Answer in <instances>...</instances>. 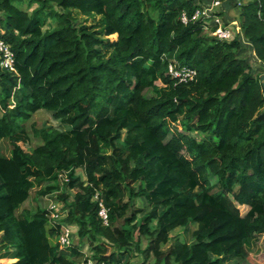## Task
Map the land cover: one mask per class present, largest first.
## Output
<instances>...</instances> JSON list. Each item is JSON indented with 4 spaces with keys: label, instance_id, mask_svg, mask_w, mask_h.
Here are the masks:
<instances>
[{
    "label": "trees",
    "instance_id": "obj_1",
    "mask_svg": "<svg viewBox=\"0 0 264 264\" xmlns=\"http://www.w3.org/2000/svg\"><path fill=\"white\" fill-rule=\"evenodd\" d=\"M241 1L247 45L184 23L195 0H0V39L15 55L14 71L0 65V142L11 147L0 149V264H131L133 249L155 264L248 262L264 233V87L243 53L264 67V0ZM74 11L100 23L76 24ZM174 58L197 79L176 84ZM41 110L60 126L33 123L29 149L19 141ZM35 187L63 201L60 223L22 209ZM62 223L92 254L73 235L60 245ZM179 228L188 236L164 250Z\"/></svg>",
    "mask_w": 264,
    "mask_h": 264
},
{
    "label": "rangeland",
    "instance_id": "obj_2",
    "mask_svg": "<svg viewBox=\"0 0 264 264\" xmlns=\"http://www.w3.org/2000/svg\"><path fill=\"white\" fill-rule=\"evenodd\" d=\"M210 1V0H209ZM208 1V2H209ZM195 2L197 4H199L200 6L204 5V4H208L207 1L206 3H204L202 0H195ZM236 2L237 0H233L232 3V8L235 11V13H238L237 17H238V23L240 24V18H239V10L238 7L236 6ZM17 4L19 6L22 7L21 3L17 2ZM36 5H34L35 7ZM26 8V6H24ZM220 11H223V9L221 8ZM2 13L0 12V15ZM74 16L76 18V24H86V25H98L100 23V16H85L82 15L79 12L74 11ZM226 20H230L231 18L229 17L228 14L223 16ZM233 20V19H231ZM208 34V33H206ZM107 38V37H104ZM109 38L114 39L116 38V36H110ZM243 57L247 58L252 66V70L254 72V74L256 75H264V67L261 66V64L259 63V61L257 60V58L255 57L252 48L248 47L247 50L243 53ZM159 85H162L161 82H159ZM34 123V125L36 127H41V126H55L58 127L59 122L57 120H54L53 117L46 112L45 110H41L38 113H36L33 118L27 123V127L29 129V134H30V141L28 143H24L23 140L19 141L20 143H22L25 147H28L29 149H32L33 147H35L40 141L39 138H37L34 134H33V129H32V124ZM64 128H68L67 125H65ZM197 138H202L203 134L197 133L196 134ZM0 149L3 153L5 154H10V144L9 141L7 140H3L0 142ZM77 173L80 175V177L85 180L86 176L85 173L82 169H78ZM63 190L66 191V185L63 184L62 185ZM39 188L35 187L32 191H31V197L29 198V200L22 206L23 208H28L30 210H36L38 207H42V208H48L50 207V205L54 204L56 205V208L59 209V211H61L62 213H65V209H64V203L63 201H59L57 199V193H54L52 195H46V196H42L38 193ZM75 190H72L71 193H74ZM240 211L242 212L243 215H245L248 210H249V206L247 205H238ZM134 209H138V208H144L146 211L149 209V205L146 202V200L144 198H137L135 200ZM133 209L131 208L125 217H129V215H131ZM143 214H139V216H141ZM123 222V218L119 219L117 221V225H120ZM68 226L71 227V229L73 230V241L75 244H79L81 248H83V251L87 254L90 255L92 254V247L89 245V243L87 241H85L84 243L80 242L79 236L77 235V229L78 227L76 225L73 224H67ZM192 226L196 227V224L191 223ZM193 228V227H192ZM190 231V230H189ZM188 232L186 230H184L183 228H179L176 229L172 232V238L169 244H167L166 246L163 247L164 250H166L170 245L173 244V242L175 241V239L177 237H181V238H186L188 235ZM192 238V236H191ZM148 243V240L145 237L141 238V248L144 249L146 248V245ZM250 251L252 252V257L247 261H244L243 264H264V233L262 234H258L256 236V238L252 241V243L250 244L249 247ZM2 262H10L9 259H4L1 260ZM12 261V260H11ZM125 261H130L131 264H155V258L153 256H151L149 258V260L144 261V254L140 251L137 250H131V252H128L125 255ZM232 263V260L230 262H228V264Z\"/></svg>",
    "mask_w": 264,
    "mask_h": 264
},
{
    "label": "built area",
    "instance_id": "obj_3",
    "mask_svg": "<svg viewBox=\"0 0 264 264\" xmlns=\"http://www.w3.org/2000/svg\"><path fill=\"white\" fill-rule=\"evenodd\" d=\"M237 4L241 5L242 1L237 0ZM221 0H211L210 3L204 4L197 8L192 16H189L187 12L181 14V19L184 23L189 21H200L203 29L208 35L215 37L221 41H233L235 38H240L241 42L248 44L243 36L241 24L236 19L226 20L223 16L224 11H220L222 8ZM10 46L2 39H0V65L2 68L8 71L15 70V57ZM167 73L171 78L175 80L176 84L189 83L195 81L198 76V72L195 68H191L185 65H181L177 59H170L167 65ZM66 181V176L64 177ZM98 198V195L95 196ZM102 205V204H101ZM50 218L56 222H61V211L56 208V205L52 204L50 207ZM100 215L103 217L106 224H108L107 209L102 205ZM72 229L66 223H62V232L59 237V243L62 247H68L72 241ZM87 264H107L106 262H99L92 258H89Z\"/></svg>",
    "mask_w": 264,
    "mask_h": 264
},
{
    "label": "crops",
    "instance_id": "obj_4",
    "mask_svg": "<svg viewBox=\"0 0 264 264\" xmlns=\"http://www.w3.org/2000/svg\"><path fill=\"white\" fill-rule=\"evenodd\" d=\"M202 1L204 3H206V1H207V3H210L211 0L210 1L209 0H202ZM232 3H233V0L228 1V3H227L228 5L226 3L222 2V4H223L222 9H223L225 15L228 14L231 19L238 20V17H237L238 13H235V11L233 10ZM253 53H254V51H253Z\"/></svg>",
    "mask_w": 264,
    "mask_h": 264
},
{
    "label": "water",
    "instance_id": "obj_5",
    "mask_svg": "<svg viewBox=\"0 0 264 264\" xmlns=\"http://www.w3.org/2000/svg\"><path fill=\"white\" fill-rule=\"evenodd\" d=\"M261 83H262V85H263V87H264V75H261Z\"/></svg>",
    "mask_w": 264,
    "mask_h": 264
}]
</instances>
